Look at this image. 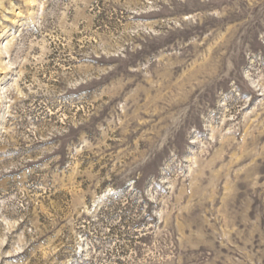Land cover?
Here are the masks:
<instances>
[{"label":"rangeland","instance_id":"rangeland-1","mask_svg":"<svg viewBox=\"0 0 264 264\" xmlns=\"http://www.w3.org/2000/svg\"><path fill=\"white\" fill-rule=\"evenodd\" d=\"M0 264H264V0H0Z\"/></svg>","mask_w":264,"mask_h":264}]
</instances>
